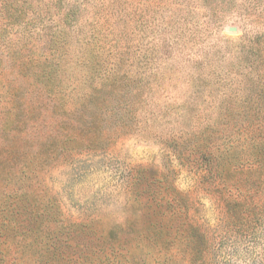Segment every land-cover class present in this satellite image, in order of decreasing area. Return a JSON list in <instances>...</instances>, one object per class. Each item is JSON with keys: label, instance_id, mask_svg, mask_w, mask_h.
Instances as JSON below:
<instances>
[{"label": "rangeland", "instance_id": "1", "mask_svg": "<svg viewBox=\"0 0 264 264\" xmlns=\"http://www.w3.org/2000/svg\"><path fill=\"white\" fill-rule=\"evenodd\" d=\"M56 45L73 85L90 63L114 79L98 150L47 154L63 111L28 112L29 77ZM18 121L34 170L17 209L0 175V264H191L197 251L264 264V0H0V145ZM161 179L202 245L176 237L170 199L148 196Z\"/></svg>", "mask_w": 264, "mask_h": 264}, {"label": "trees", "instance_id": "2", "mask_svg": "<svg viewBox=\"0 0 264 264\" xmlns=\"http://www.w3.org/2000/svg\"><path fill=\"white\" fill-rule=\"evenodd\" d=\"M57 53L58 55H56ZM50 55V58L40 61L37 65L41 68L37 70L38 67H35V71L30 75V85H32L33 89L27 92L29 95L26 99L28 112H32L38 106L53 107L63 111V125L59 126L53 120L48 122L47 130L41 137V142L47 143L49 148L53 144L55 145L54 150L47 151V154L50 155L55 152L56 145L59 144L61 151L98 150L107 140L106 133L102 131L101 123H103L104 119L103 114H109L112 110L111 102L106 95L108 89L113 85L114 79L99 76L92 72L94 66L90 63L91 72L88 75H84L81 78L82 81L79 80L78 82L83 87L86 86L85 91L81 92L77 88L78 84L73 85L74 83L71 81V77L66 71L67 69H65L68 65L62 68L61 59L65 56L63 46L60 48L56 45L52 52L50 51ZM73 79L76 78L74 77ZM13 96L15 97L16 95L14 94ZM18 123L19 121L15 123L16 129L14 130L12 141L9 140L8 143L0 145V175L4 176L2 180H6L8 185L15 187V189L4 193L1 200L3 203L7 202L6 205L13 204L12 209H17L18 205L25 203L26 199H23L25 193H19V188L16 186L22 179L26 178L28 173H32L34 170L32 163L22 159V157H26L23 150L26 135H16ZM31 128L34 129L35 125H32ZM27 138L30 139V137ZM52 140L54 143L50 146L49 142ZM36 154L38 157L45 155L39 152V149ZM140 194H142V191ZM148 196L156 200L158 206L163 204L162 200L165 198L170 199L169 203L172 205L171 218L173 221H178L175 227L176 237H184L185 231H190L192 235L188 237L189 239L195 242L198 240L201 245L205 242L202 232L200 233L196 226L188 223L187 215L184 216V211L186 214L184 197L174 187L167 185L161 179L158 181L156 192ZM0 212V232L1 230L9 232L12 222L9 213L10 207H4ZM156 239L158 243L166 240L160 232L156 234ZM203 262V253L198 251L192 253L191 264H203ZM120 264L128 263L120 261Z\"/></svg>", "mask_w": 264, "mask_h": 264}]
</instances>
